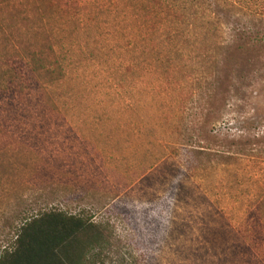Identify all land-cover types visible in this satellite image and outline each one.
<instances>
[{
  "label": "rangeland",
  "instance_id": "374dc122",
  "mask_svg": "<svg viewBox=\"0 0 264 264\" xmlns=\"http://www.w3.org/2000/svg\"><path fill=\"white\" fill-rule=\"evenodd\" d=\"M125 3L0 0V254L53 210L103 228L94 264H264V46L222 65L190 143Z\"/></svg>",
  "mask_w": 264,
  "mask_h": 264
},
{
  "label": "trees",
  "instance_id": "16d2710c",
  "mask_svg": "<svg viewBox=\"0 0 264 264\" xmlns=\"http://www.w3.org/2000/svg\"><path fill=\"white\" fill-rule=\"evenodd\" d=\"M125 6L136 17L131 29L143 42L146 78L159 87L163 109L179 111L175 128L197 143L195 120L213 110L222 65L237 67L241 54L264 46V0H126ZM193 97L200 105L192 113L184 104ZM104 235L84 215L42 212L21 225L0 264H94V251L108 242Z\"/></svg>",
  "mask_w": 264,
  "mask_h": 264
}]
</instances>
